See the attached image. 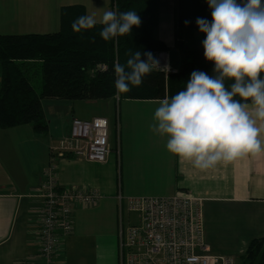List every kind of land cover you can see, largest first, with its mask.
<instances>
[{"label": "crops", "instance_id": "crops-1", "mask_svg": "<svg viewBox=\"0 0 264 264\" xmlns=\"http://www.w3.org/2000/svg\"><path fill=\"white\" fill-rule=\"evenodd\" d=\"M49 1L0 0V33L48 32L45 30L51 23L59 27V9L67 4H82L85 15L95 13L97 20L104 11L112 10L111 0ZM162 4L154 35L166 43L171 55L178 56L174 47V0H163ZM162 13L164 17L168 13V22L160 19ZM169 56L172 66L176 61ZM161 99L118 102L120 120L132 132L120 146L118 163L112 154L104 163L72 157L58 161L60 186L95 187L102 197L91 208L75 209L73 232L62 240L56 264H115L117 236L111 227L110 202L115 201L117 208L118 192H126V196L189 193L201 198L204 243L213 254L237 259L252 238H264V150L206 170L196 168L170 153L166 149L167 137L151 127ZM97 101L75 100L61 106L66 113L71 112L72 118L86 119L103 116L91 111ZM42 109L45 115L43 106ZM47 124L45 137L36 134L30 124L0 128V264H14L36 251L42 208L38 186L41 171L49 148L70 128V122L65 126ZM257 127L264 128V121L257 120ZM259 138L264 148V131Z\"/></svg>", "mask_w": 264, "mask_h": 264}, {"label": "clouds", "instance_id": "clouds-1", "mask_svg": "<svg viewBox=\"0 0 264 264\" xmlns=\"http://www.w3.org/2000/svg\"><path fill=\"white\" fill-rule=\"evenodd\" d=\"M206 2L211 21L198 17L196 25L205 34L203 54L213 74L192 71L184 90L159 101L151 125L167 137L170 153L201 170L264 150L259 138L264 128L257 127V120L264 121V0ZM141 22L136 11L108 10L99 20L95 13L78 17L72 29L80 33L99 23L100 37L110 41L129 36ZM165 69L169 66L162 67L152 52H131L124 64H114L117 94Z\"/></svg>", "mask_w": 264, "mask_h": 264}, {"label": "trees", "instance_id": "trees-1", "mask_svg": "<svg viewBox=\"0 0 264 264\" xmlns=\"http://www.w3.org/2000/svg\"><path fill=\"white\" fill-rule=\"evenodd\" d=\"M163 0H111L113 11H136L141 25L133 26L126 37L104 41L101 25L74 32L72 23L85 15L82 4H67L59 9V28L52 32L0 33V128L30 124L36 134H46L48 124L41 100L161 99L184 90L192 71L212 75L214 67L204 58L198 17L211 21L206 0H174V47L178 51L175 71H154L139 87L117 94L114 64H124L131 52H168L171 49L154 35ZM185 21L188 24L185 25ZM202 36L199 46H191L195 33ZM144 58L143 56L141 57ZM30 74H39L41 85L36 90ZM231 81H226L230 84ZM239 99V97H237ZM237 264H264V238H252Z\"/></svg>", "mask_w": 264, "mask_h": 264}, {"label": "built area", "instance_id": "built-area-1", "mask_svg": "<svg viewBox=\"0 0 264 264\" xmlns=\"http://www.w3.org/2000/svg\"><path fill=\"white\" fill-rule=\"evenodd\" d=\"M165 73L175 71L167 52L155 56ZM112 147L109 123L104 116L89 119L74 117L69 132L49 148V158L39 182L42 208L36 230V251L14 264H56L62 240L73 232V214L77 207L91 208L102 197L95 187H62L57 182L58 161L72 157L104 163ZM119 213L117 264H237L230 255L208 251L204 243L201 198L179 193L167 196L116 195ZM134 213L126 218L123 211Z\"/></svg>", "mask_w": 264, "mask_h": 264}, {"label": "rangeland", "instance_id": "rangeland-1", "mask_svg": "<svg viewBox=\"0 0 264 264\" xmlns=\"http://www.w3.org/2000/svg\"><path fill=\"white\" fill-rule=\"evenodd\" d=\"M42 0H38V2L40 3ZM43 1H49V0H43ZM55 1V0H53ZM50 2V1H49ZM165 18V21L168 22L169 18H168V13L166 14V16L164 17V13H162L160 15V19ZM58 23V22H57ZM56 24V22H55ZM58 24L57 25H53V23H51V27L48 28V32H52V31H56L58 30ZM35 32H41L44 30H33ZM197 36L194 37V40H191V42L189 43L191 46L195 47V46H199L201 44V40H202V36L199 32H197ZM169 56V54H168ZM174 58L172 60H177V54H174L173 56ZM170 58V56H169ZM30 79H31V83L32 85L35 87L36 90H39L40 85H41V77L39 74H30ZM75 100H69V99H58V98H44L41 100L42 102V106L44 107V111H45V116H46V121L51 123V126L53 124H62V125H68L69 122L72 119L71 116V112H65V108H63L61 106V104H63V102H73ZM93 109H91L93 114L96 115H103L105 116L108 121H109V141L110 144L112 145V152L110 154H112V158L116 157L117 163L119 162V153H120V146L124 145V141L128 136H131L132 132H130L129 130H127L125 128V124L123 121L120 120V108H119V104L118 102L113 103L112 100L109 99H100L97 101V105H94V107H91ZM84 118H88L84 117ZM89 119V118H88ZM42 136H48L46 134H42ZM55 144V143H54ZM48 158H49V154H48ZM48 161V160H47ZM113 161V159H112ZM47 163V162H46ZM118 165V164H117ZM118 172V170H117ZM124 194H126V192H123ZM122 194V195H124ZM126 196V195H124ZM114 199V198H113ZM116 199V197H115ZM110 216H111V227L114 228L115 234L117 236V232H118V228H119V213H118V206L116 208L115 206V201H111L110 202ZM123 222L125 223L126 218H131L132 220L135 219V214L134 213H127L125 210L123 211ZM116 262L115 264H117L118 262V251L116 252Z\"/></svg>", "mask_w": 264, "mask_h": 264}]
</instances>
